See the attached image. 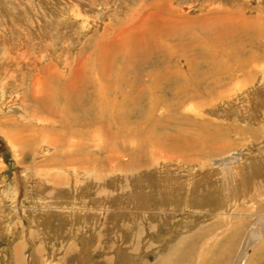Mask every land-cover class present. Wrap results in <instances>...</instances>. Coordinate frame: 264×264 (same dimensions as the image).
<instances>
[{
    "label": "rangeland",
    "instance_id": "374dc122",
    "mask_svg": "<svg viewBox=\"0 0 264 264\" xmlns=\"http://www.w3.org/2000/svg\"><path fill=\"white\" fill-rule=\"evenodd\" d=\"M169 20L178 21L171 25ZM148 23L156 41L169 48L178 49L183 39L194 37V51L159 59L149 55L140 68L143 76L136 72L137 63L132 76L144 79L162 66L183 69L186 60L194 59L195 67L214 69V75L229 72L218 89L224 96L205 94L186 101L178 118L166 114L161 99L152 117L130 118L142 125L121 140L113 139L101 121L86 125L79 116L78 125L66 127L57 115L35 107L49 72L97 81L93 56L99 47L133 39ZM164 32L184 36L170 41ZM211 37L231 42L213 45ZM112 65L113 72L122 70L119 61ZM194 121L207 124L203 134L215 133L213 145L212 138L203 147L190 143L199 130ZM25 126L42 128L55 144L39 137L31 142L35 132L22 130ZM177 133L191 144L183 154L170 150ZM105 134L111 135L110 142L100 140ZM63 137L79 145L66 151ZM59 151L66 154L54 159ZM147 153L150 161L143 157ZM98 171L107 175L101 183ZM261 214L264 0H0V264H154L164 256L159 247L174 251L169 257H180L178 264L221 259L223 264L226 258L234 264L232 255L218 254L225 232L235 227L242 234L238 253L248 244L246 263L262 264L260 252L254 254L264 242V225L257 222ZM191 249L192 256L183 261L184 251Z\"/></svg>",
    "mask_w": 264,
    "mask_h": 264
},
{
    "label": "bare ground",
    "instance_id": "6f19581e",
    "mask_svg": "<svg viewBox=\"0 0 264 264\" xmlns=\"http://www.w3.org/2000/svg\"><path fill=\"white\" fill-rule=\"evenodd\" d=\"M156 21L158 22L159 19H157ZM176 21H178V20H176ZM176 21H174V20L170 21L169 20L171 25L172 24L176 25ZM251 22H252V20H251ZM150 24H152V23H148L144 27V29L141 31L142 34H139L138 31L134 32L133 35H131V36H133V39L131 37L128 38V36H127L126 38L122 39L121 41L117 40L118 41L117 44L115 42H114L115 44L114 43L110 44V42H108L107 44H104V46H102L103 50L101 49V47H99L100 48L99 51L98 52L96 51L94 56H93L94 65L99 69L98 72L100 74L99 79L97 81L90 80V78L88 79V77H86V75L82 78H71L70 76H69L70 77L69 78V77L61 76L55 70L49 72L50 78L48 77L49 80H48V83L45 85V87H42V89H40L39 95H41V97H39V95L36 96V99L38 97H39V99H37L38 100L36 102L37 106H35V107L37 109L41 110L42 112H46V113L51 114V115H57L61 119L60 121L62 122V124H65L66 127L67 126H74V125L76 126L82 120H83L82 122L85 123L86 125H93V124L98 123V122L100 123V121H101L104 123V125L102 124V126L105 127V129L112 131L111 133L113 135V139L115 137L120 136V140H121V138L123 137L124 134L127 135V133H130V131H132L133 129L138 128L140 125H142L139 123L129 122L130 118L133 116L135 118V115L138 117L148 115L147 117H145L146 119L149 118V116L152 117L155 114L154 112L157 109V107L159 106L161 99L164 100L163 102H166L165 103L166 106L162 105L166 114H173V115H175V117H177V116L180 117L179 114H180L181 107L183 106V104L186 101L195 100L196 98H200L202 95H205V94L210 95V96H217L218 97L217 99H220V97L224 96L225 93L224 94L222 93L224 91H220L218 89L223 85V81L221 79L226 80L225 77L228 76L229 72H227L226 70H221L216 75H214L213 73H211L214 69L213 70L212 69L202 70L199 67H195L194 63H193L194 59L186 60L185 66L183 69H180V68L177 69L176 66L174 67L173 65H171V66H162L161 67L162 70L160 68L159 69L156 68V71L150 72L148 74L144 73L145 74L144 75L145 80L142 77H140L139 74H137V76L135 75L137 78H135V76H132L131 70L135 69V68H132L133 64L137 63L138 67L136 66V72L140 73V71H141V74H142L143 68L140 69L142 67L141 65H143V63H145V62H149L150 56H154L158 59L160 57L161 58H168V57L170 58V56H172L176 51H177L176 53H178V54L183 53V55L186 54L187 52L194 51L193 43L196 44V42H194V39H191L194 37H191V38L186 37L185 40L184 39H183V41L180 40L181 42L180 43L178 42L179 43L178 49H177V47H173V48L170 47L169 48V46L167 45L166 42L162 43V42L156 41L158 39L155 37L156 34L152 31L153 29L150 26ZM162 24H164V23H162ZM247 28H249V27H247ZM255 28L257 29V27H255ZM157 29H158V27L156 28V32H157ZM205 29L207 31V28H205ZM246 30H251V29H246ZM246 30H245V32H247ZM253 30H254V28H253ZM257 30H259V29H257ZM173 31H175V30H173ZM240 32L238 34H241ZM178 33L164 32L163 34L165 35V37L167 39H169V37L171 39V38H180L183 35V34H178ZM209 34H210V32H209ZM243 34H245V33H243ZM211 39L213 41V45L218 44V45L223 46V45H227L228 43L231 42V41H225V40H223V41L218 40V38L213 39L212 37H211ZM217 40H218V42H217ZM111 42H112V40H111ZM112 44H114L113 46L115 48L114 49L112 48V50H111ZM174 45H175V42L173 43L172 46H174ZM200 46H201V44H200ZM230 54H231V52H230ZM193 55H195V54L193 53ZM230 56L236 57V52H232V54ZM95 60H96V64H95ZM113 61H119V63L122 64V70L121 71H119L117 68H115V70L113 72V69H112V68H114V66L112 65ZM159 63H161V62H159ZM150 66H151V64H150ZM155 66H157V65H155ZM82 68H85V67L82 66ZM146 71H148V70H146ZM83 74H85V73H83ZM111 74H113V76H111ZM224 74H225L224 77H221L220 79H216V78H218L217 76L220 77ZM47 75H48V73H47ZM210 75H214L213 76L214 78L211 81L208 79ZM142 76H143V74H142ZM112 77H113V80H112ZM109 80H110V82L108 83ZM203 83H207V84L210 83L212 87L209 86V87L205 88L204 87L205 85ZM52 84H54V86H52ZM202 84L204 86H202ZM33 87H35V86H33ZM159 94L163 95V96H170V97H168V99L165 100V98L162 96H159ZM151 96H152V98H150ZM33 101H35V100H33ZM74 112L76 115L74 114ZM79 116L82 118V120L79 119ZM164 118H166V117H164ZM184 118H185V116H184ZM85 119H87V121ZM112 121H114V122H112ZM134 121H136V120H134ZM144 121H145V119H144ZM165 121L166 120H164V119L161 120L162 123H164ZM181 121H184L183 118H181ZM154 122H156V121H154ZM188 123H190V122H188ZM48 124H50V122ZM54 124H56V123H54ZM192 125H196L197 128L199 127V130L197 129L195 138H193V139L189 138L190 143L195 144L198 147L199 146L203 147L204 145L207 146V144H209V142H208L209 138H212V145L214 144L215 133L213 131H206V134H203L207 124L198 123V122L194 121V124H192ZM154 126H156V123H154ZM159 127L163 128L161 123L159 124ZM188 127H189V125H188ZM99 128H100V126H99ZM25 129L30 130V132H35V134L32 133V134H34V136H32L31 139H28L31 142H34V139L36 137H39L38 139L44 141V144H45V142H46V144H50L51 146H52V144H55V140H52V138H50L47 134L46 135L43 134L44 130L42 128H41V130L35 129L32 127L30 128L28 126H25L22 128V130H25ZM62 130H65V128ZM52 132H53V134L58 136V133L55 130H52ZM97 133H102V130L97 132ZM104 133H105V131H104ZM180 133L179 134L177 133L175 136H172V138H175V137H177V138H175V140H173L176 143L174 144V142H173V144H171L170 150L173 151V149H174V151L183 154L182 150H184V149L188 150L190 148L191 144L188 143L189 140L185 141V139L183 138L184 135H180ZM202 136H203V139L201 141L199 139V137H202ZM254 136H256V134ZM94 137H95V135H94ZM151 137H153V136H151ZM169 137L170 136H168V139H170ZM87 138H90V136ZM38 139H36V141ZM115 139L118 140V138H115ZM162 139H163V137H162ZM162 139L159 140L158 137L152 138V140L155 141L156 143H158V142L162 143L163 142ZM61 140H63V141H61V144L62 145L65 144L66 151H68L69 148L74 149V148H76L77 145H79L78 143H73L74 142L73 140H70V139L67 140L64 137ZM100 140H102V141L108 140L110 142V140H112L111 135L105 134L104 137L101 136ZM88 141H89V139H88ZM166 141H168V140H166ZM143 142L144 143L146 142V138L142 139V143ZM177 142H180V144H178ZM25 143L27 145L28 142L25 141ZM26 145H24V146H26ZM82 146H83V144H82ZM94 147H95V145H94ZM57 148H59V147L57 146ZM141 152H143V151H141ZM62 153H63V151L55 152L54 153L55 155L53 156V158L55 159L56 155H58V154L62 155ZM65 154L66 153H63V155H65ZM112 156H114V154H112ZM143 157L147 161L151 160V158H150L151 156L148 153L145 154ZM94 163H92V164H94ZM96 167H97V165H96ZM83 168L85 171V168L88 170L89 167H83ZM110 171H111V169H110ZM85 174H86V172H85ZM103 175L107 176L106 173L103 174L102 171H100L99 173L96 174V177L99 178L100 183L102 182V176ZM56 179H57V182L62 181L60 177L54 178V180H56ZM98 188L99 189H97V190H101V187H98ZM101 195H103V194L101 193ZM256 218H258V217H256ZM250 220H252V218ZM257 222L260 224L262 223L264 225V214L261 217H259ZM239 230H240L239 228L235 227L234 229L232 228V231L229 230V231L225 232V236L222 240V241H225V243L219 246V254L218 255H220V254H221V256L232 255L234 264H247L246 262L248 261V259L250 257H248L244 254V250L249 245L247 244L245 246H241L242 247L241 251H240V253H238V251H239L238 247H239V245H242V239L240 236L242 234L240 233L241 230L240 231ZM199 234L201 235L202 233H199ZM194 237L191 238V240L194 239ZM197 239H198V237H197ZM179 241H181V240H179ZM256 243H257V241H256ZM212 244H214V241H212ZM250 244H252V243H250ZM156 249L158 250V253L161 251V253L164 256H160L162 258L157 260V262L154 264H178L177 261H180V257L176 258L174 255L173 256L175 257V261H172L170 259L169 254L174 252V251H169L168 250L169 247H168V249L162 247V250L160 249V247L156 248ZM214 250H216V249L214 248ZM252 251H253V249H252ZM166 252L168 253V255H165ZM181 252H183V251H181ZM222 252H223V255H222ZM257 252H260V256L258 254H256ZM192 253H193V249L188 250V251H184L181 259L183 261L188 260L190 258L189 256L190 255L192 256ZM254 254L258 255V257H259V258L257 257L258 262H260L262 260L261 262L264 263V242L255 250ZM199 255L202 256V253H199ZM221 260L220 261H214L213 264L216 262H218L217 264H221ZM207 261H210V260H207ZM227 261L228 260L226 258V262L223 264H227L228 263Z\"/></svg>",
    "mask_w": 264,
    "mask_h": 264
}]
</instances>
